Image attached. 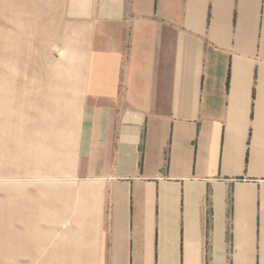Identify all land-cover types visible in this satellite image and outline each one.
Listing matches in <instances>:
<instances>
[{"label": "crops", "instance_id": "crops-1", "mask_svg": "<svg viewBox=\"0 0 264 264\" xmlns=\"http://www.w3.org/2000/svg\"><path fill=\"white\" fill-rule=\"evenodd\" d=\"M0 264H264V0H0Z\"/></svg>", "mask_w": 264, "mask_h": 264}]
</instances>
